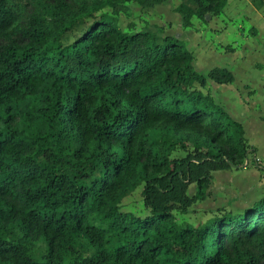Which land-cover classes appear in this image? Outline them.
<instances>
[{"label": "trees", "instance_id": "trees-1", "mask_svg": "<svg viewBox=\"0 0 264 264\" xmlns=\"http://www.w3.org/2000/svg\"><path fill=\"white\" fill-rule=\"evenodd\" d=\"M8 1L0 39L16 31ZM194 2L176 8L185 28L229 0ZM74 22L33 18L26 42L0 49V264H260L252 247L264 251V198L196 225L175 214L209 196L214 172L239 169L256 151L203 91L208 79L233 83V72L204 75L183 40L128 34L108 16L64 44ZM140 186L148 214L122 212ZM80 240L93 253L68 261ZM37 241L47 246L41 260L31 254Z\"/></svg>", "mask_w": 264, "mask_h": 264}, {"label": "rangeland", "instance_id": "rangeland-1", "mask_svg": "<svg viewBox=\"0 0 264 264\" xmlns=\"http://www.w3.org/2000/svg\"><path fill=\"white\" fill-rule=\"evenodd\" d=\"M181 3L196 8L194 0H165L154 7H142L129 0H9L8 6L17 16L16 31L10 38L0 39V49L10 42H26L23 31L33 18L42 20L50 28L54 27L59 18L65 21L74 19L73 26L64 35V44L74 41L84 28L103 16L110 17L128 34L148 31L159 41L166 35L175 36L183 40L193 52V64L198 72L207 75L214 67H225L233 72L237 78L235 84H218L208 79L203 91L210 92L216 102L225 106L229 113L230 104L234 112L244 113L250 131L249 135L246 134L250 143L261 141L260 148L263 150L264 132H257L256 119H259V113L264 112V44L257 40L255 26L264 27V0H229L221 15H208L206 20L194 17L190 28L183 27L181 16L176 12ZM249 82L257 83L256 104H261L262 109L253 108L251 111L246 107L248 104L242 91L243 85ZM247 110L250 113H245ZM184 155L181 150L172 154L175 157ZM142 188L143 186L138 187L121 200L122 212H130L136 216L148 214ZM196 189L195 184L191 185L189 194L193 195ZM209 192L205 200L195 203L187 213L176 212L178 221L196 225L220 212L238 215L262 200L264 156L257 150L248 157L245 166L214 172ZM30 249L31 254L39 260L47 253V246L43 241L34 242ZM252 249L260 259V264H264V251L257 246ZM92 253L93 249L89 244L80 240L74 251L66 252L65 257L70 261L76 257H89Z\"/></svg>", "mask_w": 264, "mask_h": 264}, {"label": "crops", "instance_id": "crops-1", "mask_svg": "<svg viewBox=\"0 0 264 264\" xmlns=\"http://www.w3.org/2000/svg\"><path fill=\"white\" fill-rule=\"evenodd\" d=\"M252 25H255V24H252ZM255 27H256L255 31L257 32V37H258L257 40L259 41V43L261 42L262 44H264V27H262V26L261 27L255 26ZM236 82H237V78L235 77V81H234L233 84H235ZM256 86H257L256 82H249V83L243 85V91L242 92H244V94H245V98L244 99L247 100V104H248V105H246V104L245 105L251 111H252L253 108H255V109L261 108L262 109V105L261 104H259V103L256 104V102H257V93H258V89L256 88ZM255 91H257V92H255ZM254 100H256V101L254 103H252ZM252 104H254V106H252ZM223 107H225V106H223ZM250 110H247L248 112L245 111V113H250ZM230 115L234 119H236L237 121H240L244 125L245 132H246V134L249 135L250 131H249L248 123H247V121L245 119V116H244L245 114L244 113L234 112L232 110V106L230 104ZM258 116H259V119H256V124L258 125L257 132L259 131V132H261L263 134V132H264V112L259 113ZM246 137H247V135H246ZM247 139L250 142L248 137H247ZM260 142L256 141V142H254V144H252V143H250V144L256 147V151L258 150L260 155L262 154L264 156V148H263V150H261ZM261 144H262V142H261ZM263 147H264V143H263Z\"/></svg>", "mask_w": 264, "mask_h": 264}]
</instances>
